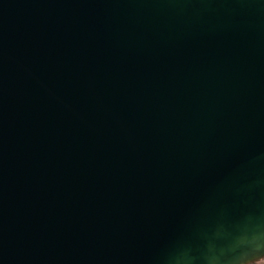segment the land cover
I'll list each match as a JSON object with an SVG mask.
<instances>
[{
	"label": "water",
	"instance_id": "water-1",
	"mask_svg": "<svg viewBox=\"0 0 264 264\" xmlns=\"http://www.w3.org/2000/svg\"><path fill=\"white\" fill-rule=\"evenodd\" d=\"M264 259V0H0V264Z\"/></svg>",
	"mask_w": 264,
	"mask_h": 264
},
{
	"label": "rangeland",
	"instance_id": "rangeland-1",
	"mask_svg": "<svg viewBox=\"0 0 264 264\" xmlns=\"http://www.w3.org/2000/svg\"><path fill=\"white\" fill-rule=\"evenodd\" d=\"M264 262V259L260 260V261H257V263L261 264Z\"/></svg>",
	"mask_w": 264,
	"mask_h": 264
},
{
	"label": "trees",
	"instance_id": "trees-1",
	"mask_svg": "<svg viewBox=\"0 0 264 264\" xmlns=\"http://www.w3.org/2000/svg\"><path fill=\"white\" fill-rule=\"evenodd\" d=\"M250 264H259V263H257V262H253V263H250ZM261 264H264V262H263V263H261Z\"/></svg>",
	"mask_w": 264,
	"mask_h": 264
}]
</instances>
